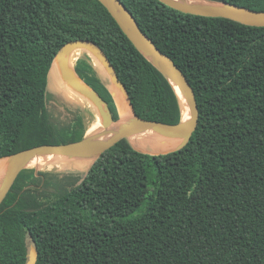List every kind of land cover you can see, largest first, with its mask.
<instances>
[{
  "label": "trees",
  "instance_id": "16d2710c",
  "mask_svg": "<svg viewBox=\"0 0 264 264\" xmlns=\"http://www.w3.org/2000/svg\"><path fill=\"white\" fill-rule=\"evenodd\" d=\"M119 1L187 77L197 129L165 154L123 139L86 174L27 165L0 206V264H27L31 244L37 264H264V27L160 0ZM206 1L264 12V0ZM76 40L105 52L138 118L182 122L170 80L98 0H0V160L45 145H92L80 109L51 105L57 54ZM73 57L82 58L70 68L118 120L107 141L124 130L118 90L87 53Z\"/></svg>",
  "mask_w": 264,
  "mask_h": 264
},
{
  "label": "water",
  "instance_id": "95a60500",
  "mask_svg": "<svg viewBox=\"0 0 264 264\" xmlns=\"http://www.w3.org/2000/svg\"><path fill=\"white\" fill-rule=\"evenodd\" d=\"M98 1L109 11V13L117 21V23L124 31V33L134 42V44L138 47L136 43L138 42L143 47H145L146 50L151 54V56L144 54L138 47L139 50L145 55V57L148 60H150L170 80L171 83L173 80L181 87L192 111V123L188 126H183L182 122L179 125H170L161 122L149 121L138 118L134 113L130 100L128 99L134 116L133 124L128 126L125 130H123L119 134L108 139L104 144L88 145L85 144L84 141L85 139H84L81 142L72 143V144L39 146L36 148L19 152L11 157L6 158L13 160V163L8 169L5 178L3 180V183L0 187V206L5 200L8 193L10 192L18 175L23 170L28 169L25 167L27 161L36 154L45 153V152H55L63 155L89 157V158H93V160L96 161L106 151L111 149L121 140L123 139L129 140V137L131 135L145 129L164 131L171 138L183 139L182 144L176 149V150H180L190 142L193 133L197 129L199 123V115H200L199 108H198L195 92L192 86L190 85L187 77L183 73V71L176 65L173 59H171L168 55L163 53L153 42V40L143 32L136 19L133 17L131 13H129V11L119 0H114V1L122 8L124 13L120 12L119 10H117V8H115V6L112 3V0H98ZM160 1L163 4L183 13L204 16V17L225 18L248 26L264 27V12L261 11H255L247 8H241L237 6H232L224 3H216V2L213 3L221 4L233 8L234 10H217V9L199 8L184 4L179 0H160ZM77 50H86L92 56H94L98 60V62L103 66L111 82L114 84V86L117 89H119L120 91H125V87L121 82V80L119 79L114 66L112 65L111 61L109 60L105 52L97 44L93 42H90L88 40L72 41L67 43L57 54L55 63H59L61 67L63 80L77 93L81 94L86 99L90 100L96 106V108L100 112L103 127L108 128L113 123L118 121L114 119L108 103L97 93V91L92 89L79 77L75 68L74 69L70 68L69 56L72 52ZM172 85L174 86L173 83ZM38 257L39 254L36 247L33 244H31L30 252L28 254L27 264H37Z\"/></svg>",
  "mask_w": 264,
  "mask_h": 264
},
{
  "label": "bare ground",
  "instance_id": "6f19581e",
  "mask_svg": "<svg viewBox=\"0 0 264 264\" xmlns=\"http://www.w3.org/2000/svg\"><path fill=\"white\" fill-rule=\"evenodd\" d=\"M179 1H181L182 3L187 4L189 6H194V7H199V8H208V9H217V10H234L233 8H230V7L221 5V4L209 2V1H204V0H179ZM112 3L115 6V8H117V10L124 13L122 8L114 0H112ZM136 43H137L138 47L140 48V50L144 54L151 56V54L146 50L145 47H143L138 42H136ZM79 51H81V53H83V54L87 53L91 58H93L94 59L93 60L94 65L98 70V66H97L98 60L86 50H79ZM77 52H78V50L72 52L71 54L77 53ZM80 58H82V57L70 58L69 59L70 66L76 65V62ZM55 67H56V64H55V66L52 70V74L50 76V87L58 89L57 85H59L60 72ZM74 68L75 67H73L72 69H74ZM98 72H99V70H98ZM172 83L174 84V86H175V88L179 94V97L181 99V103L183 106L182 125L188 126L192 123L191 108L189 106L187 98H186L183 90L181 89V87L176 82H174L173 80H172ZM64 87H65V90L68 93V95L69 94L73 95L71 93L73 89L66 82L64 83ZM117 90L119 93L117 95V98H118L117 100H118V104L120 106V111H121L120 120H121L122 127L125 130L128 126L133 124L134 116H133L132 108L130 106L127 94L125 93V91H120L119 89H117ZM88 102L90 103V105H92V106L94 105L90 100H88ZM51 103H52V101H51ZM89 129L92 132V140H93L92 145H101V144H104L106 142V128H104L102 126V119L100 116L97 117L96 122L94 121L91 124ZM129 141L138 150H141L144 152H151L153 154H158V153L161 154V153H166V152L176 150L182 144L183 139L171 138L167 134L164 136H161V137H151V136H148L145 133H143V131H140V132H137V133L131 135L129 137ZM90 160H93V158L83 157V156H70V155H56V154H51V153H40V154H36V155L32 156L27 161L25 167L26 168H31L29 166L43 167V166H49V165H53V164L60 163V162H66V161L82 162V161H90ZM12 163H13V160H11V159L0 160V186L2 185L3 180L5 178V175H6L8 169L10 168ZM27 165H29V166H27ZM71 166H73V165H71Z\"/></svg>",
  "mask_w": 264,
  "mask_h": 264
},
{
  "label": "rangeland",
  "instance_id": "374dc122",
  "mask_svg": "<svg viewBox=\"0 0 264 264\" xmlns=\"http://www.w3.org/2000/svg\"><path fill=\"white\" fill-rule=\"evenodd\" d=\"M80 54H81V51L78 50L77 56H80ZM55 64H56L55 68H57L60 72L59 85H57L59 90L56 88H50L51 93H52V97H53L51 105L55 104L56 108L60 112H63V113H66V108H65V106H63L61 104H64V105L68 104L70 106H73L74 108L80 109V111L82 112L83 119H84L83 121H84V126H85V138H86L88 129L91 126V124L97 120V117H99V116L101 117L100 112L98 111L96 106L90 105L88 100L84 96H82L81 94L77 93L73 88H72L73 90L71 92L73 95H70V94L68 95V93L66 92L65 87H64L65 81L62 78L61 67H60L59 63H55ZM55 64H54V66H55ZM54 66H53V68H54ZM97 66H98V70H99V74H100L101 78L104 81H108L109 77H108V74L106 73L105 69L103 68V66L99 62L97 63ZM51 74H52V72H51ZM58 94H61L63 96L62 97L63 99L60 102V104L56 101L58 98L57 97ZM102 126H103V124H102ZM170 152H172V151H170ZM158 154H160V153H158ZM161 154H163V153H161ZM93 163H94V160L82 161V162L66 161V162H60V163H56V164L49 165V166H43V167H38V168L36 167L34 169H36L38 171L64 172L63 171L64 169L73 165V166L77 167L78 169H80L84 174H86L88 169L90 168V166ZM30 169H32V168H30Z\"/></svg>",
  "mask_w": 264,
  "mask_h": 264
}]
</instances>
